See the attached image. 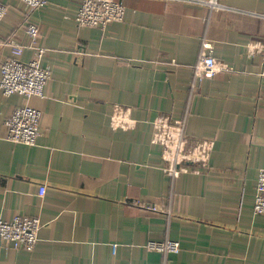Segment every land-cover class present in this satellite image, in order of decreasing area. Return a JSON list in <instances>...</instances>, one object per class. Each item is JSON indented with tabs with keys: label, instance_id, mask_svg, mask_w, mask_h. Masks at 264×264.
<instances>
[{
	"label": "crops",
	"instance_id": "0c3cea01",
	"mask_svg": "<svg viewBox=\"0 0 264 264\" xmlns=\"http://www.w3.org/2000/svg\"><path fill=\"white\" fill-rule=\"evenodd\" d=\"M0 68L12 43L41 29L43 97L0 96V219L39 217L32 252L0 238V264H264V214L253 212L264 168V0H122L125 18L80 27V0L27 9L0 0ZM213 44L230 71L198 83L195 66ZM34 52L20 57L29 62ZM43 113L35 145L6 139V119ZM113 104L129 106L135 130H113ZM184 121L189 143L215 141L201 173L170 176L153 121ZM41 186L46 195L40 196ZM154 207L157 210H154ZM179 241L178 253L148 247Z\"/></svg>",
	"mask_w": 264,
	"mask_h": 264
},
{
	"label": "built area",
	"instance_id": "2783aa9c",
	"mask_svg": "<svg viewBox=\"0 0 264 264\" xmlns=\"http://www.w3.org/2000/svg\"><path fill=\"white\" fill-rule=\"evenodd\" d=\"M27 9H37L46 5L49 0H20ZM210 7L218 8L220 0H207ZM8 8L0 1V23L4 21ZM126 6L122 0H80L75 20L80 27L105 28L113 21L125 18ZM28 43L14 41L13 56L5 60L0 68V96L10 97L20 94L27 98L43 97L47 82L52 76L49 68L43 64L45 50L40 45L41 29L32 22L26 30ZM204 51L195 66V79L200 83L212 79L217 74L230 71L231 66L219 61L213 54V44L203 43ZM26 49L34 52L29 62L20 57ZM264 51L263 41H252L247 45V54L255 56ZM133 109L121 104H113L110 115V126L113 130H135L138 121L132 115ZM40 109L29 104L18 107L6 119L8 129L6 139L15 144L35 145L42 135ZM152 143L161 146L163 170L170 176L179 177L185 173H201L209 169L215 141L200 139L189 143L183 120L168 115H159L153 121ZM46 186H41L40 196L46 195ZM154 210H157L154 207ZM255 215L264 214V168L259 171L256 187V198L253 208ZM42 222L39 217L16 214L12 220L0 219V238L11 244V248L32 252L39 241V230ZM148 247L167 253H178L181 250L179 241H150Z\"/></svg>",
	"mask_w": 264,
	"mask_h": 264
}]
</instances>
